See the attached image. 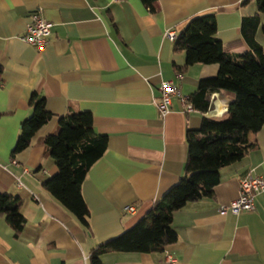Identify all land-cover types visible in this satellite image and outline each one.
<instances>
[{"label":"crops","instance_id":"0c3cea01","mask_svg":"<svg viewBox=\"0 0 264 264\" xmlns=\"http://www.w3.org/2000/svg\"><path fill=\"white\" fill-rule=\"evenodd\" d=\"M34 12L52 24L42 50L22 40ZM210 13L226 52L251 51L241 26L257 15V0H156L154 12L140 0H0V195L18 198L25 219L16 234L0 215V264H90L96 245L130 228L184 176L186 132L203 118H225L233 96L210 93L205 113L184 112L173 97L161 116V83L190 98L200 80L218 73L217 65L184 68L185 53L175 52L165 33ZM259 20L255 39L264 48V15ZM32 94L44 98L52 118L13 155ZM71 112L90 113L94 132L108 143L81 186L88 231L41 186L57 173L43 140ZM248 140L252 148L220 169L211 197L173 214L174 244L163 252L107 254L102 264H167V255L173 264H264V192L252 212L218 211L237 199L240 179L264 177V126Z\"/></svg>","mask_w":264,"mask_h":264},{"label":"trees","instance_id":"16d2710c","mask_svg":"<svg viewBox=\"0 0 264 264\" xmlns=\"http://www.w3.org/2000/svg\"><path fill=\"white\" fill-rule=\"evenodd\" d=\"M140 2L150 12L155 11L156 0ZM259 15H264V0H257V15L242 22V36L251 48L247 53L225 51L216 37L211 13L190 19L177 32L173 50L185 53L184 68L195 64L218 66L215 77L199 81L189 98L193 108L207 112L213 92L231 94L233 100L225 118H203L197 131L186 132L184 176L130 228L96 245L89 255L90 264H102L101 258L112 253L163 252L177 239L171 226L173 214L188 202L211 197L220 182V169L240 161L250 151L253 145L248 136L264 126V48L255 39ZM261 32L264 35V25ZM29 106L32 112L20 125L13 155L27 149L36 132L52 118L44 98L32 94ZM43 144L57 168L54 176L41 182L43 190L88 231L89 212L81 186L90 168L104 155L107 137L94 132L90 113L71 112L59 118L57 133L45 137ZM19 204L18 198L0 195V215L16 234L25 225Z\"/></svg>","mask_w":264,"mask_h":264},{"label":"built area","instance_id":"2783aa9c","mask_svg":"<svg viewBox=\"0 0 264 264\" xmlns=\"http://www.w3.org/2000/svg\"><path fill=\"white\" fill-rule=\"evenodd\" d=\"M115 3H119L123 0H113ZM52 24L43 19L39 13L34 12L29 18V23L26 26V32L22 37V40L28 45L36 47L38 50H42L47 44V38L51 33ZM177 34L174 31H168L165 33L166 39L173 42L176 39ZM160 99L158 101L157 110L158 113L163 116L168 112L171 99L177 97L184 112L191 113L194 111L192 104L189 102V97L182 96L178 87L174 86L170 82H163L159 86ZM15 164L14 161H12ZM18 188L21 187L20 182H17ZM264 192V177L247 175L239 180L238 197L235 201L229 205H224L219 208L221 215H237L240 212H252L255 209L254 200L257 194ZM126 213H134V207L126 206L123 209ZM167 264H173V259L167 255Z\"/></svg>","mask_w":264,"mask_h":264},{"label":"bare ground","instance_id":"6f19581e","mask_svg":"<svg viewBox=\"0 0 264 264\" xmlns=\"http://www.w3.org/2000/svg\"><path fill=\"white\" fill-rule=\"evenodd\" d=\"M216 96V95H215Z\"/></svg>","mask_w":264,"mask_h":264}]
</instances>
